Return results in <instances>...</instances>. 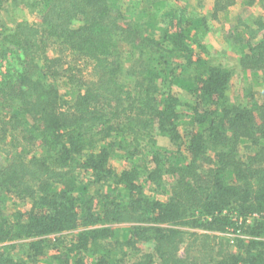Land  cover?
<instances>
[{"label":"trees","instance_id":"16d2710c","mask_svg":"<svg viewBox=\"0 0 264 264\" xmlns=\"http://www.w3.org/2000/svg\"><path fill=\"white\" fill-rule=\"evenodd\" d=\"M11 2L40 22L0 26V264H264V103H232L204 32L108 0ZM246 28L239 67L264 83V17Z\"/></svg>","mask_w":264,"mask_h":264},{"label":"rangeland","instance_id":"374dc122","mask_svg":"<svg viewBox=\"0 0 264 264\" xmlns=\"http://www.w3.org/2000/svg\"><path fill=\"white\" fill-rule=\"evenodd\" d=\"M108 2L110 6L118 10L123 18L127 20L144 21L147 18H151V26L154 29L161 26L160 23L162 21H168L171 15L191 20L190 29L193 33H195L194 30L199 33L204 32L200 40L208 50L210 61L220 63L232 72L229 88V97L232 103L245 104L246 98L241 94L244 90L248 91V89L253 94L255 103H264V83L261 81L259 74H251L249 71L244 72L240 69L238 60L241 52L234 43L235 37L247 35L246 27L247 25L249 27L256 17H264V1L235 0L233 6L219 12L215 18L212 16L211 0H190L187 3L177 0H108ZM39 17L38 11L29 10L22 4L11 2L5 6L0 14V26L5 27L4 30H9L16 22L22 20L39 24ZM76 25H78L77 22L74 23V26ZM13 66L14 61L11 59L3 61L0 64V76L6 70L12 69ZM81 68L84 70L85 75L88 76V66L81 64ZM63 81L61 80L58 83V88L61 89V93H66L65 87L62 85ZM173 91L178 94L181 100H185L179 88H173ZM183 128L185 126L182 124L180 129L183 130ZM157 142V145H155L157 148L168 146V141L164 138H158ZM111 164L116 171L123 170L126 166L123 153L114 152ZM15 203L17 201L9 199L5 202V205L7 204L6 209L9 210L13 207L12 204ZM16 206L20 210L25 207L22 203H17ZM113 227L122 230H120L121 239L124 240V226ZM235 232L222 235L208 232L207 235L211 237L217 236L215 240H219V237H221L228 239V241H234L236 238L234 235H239L240 231L237 230ZM183 248L180 250L181 256H183ZM91 262L92 259L90 258L87 264Z\"/></svg>","mask_w":264,"mask_h":264}]
</instances>
